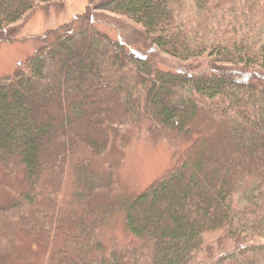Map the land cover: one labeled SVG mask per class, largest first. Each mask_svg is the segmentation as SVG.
<instances>
[{
    "label": "trees",
    "instance_id": "trees-1",
    "mask_svg": "<svg viewBox=\"0 0 264 264\" xmlns=\"http://www.w3.org/2000/svg\"><path fill=\"white\" fill-rule=\"evenodd\" d=\"M50 1L0 0V43ZM92 2L130 19L150 48L126 51L87 9L0 79V170L21 174L0 204V262L24 238L38 264H264V0ZM155 49L183 63L159 69ZM112 126L146 127L173 164L124 203L123 241L103 243L93 160Z\"/></svg>",
    "mask_w": 264,
    "mask_h": 264
},
{
    "label": "rangeland",
    "instance_id": "rangeland-1",
    "mask_svg": "<svg viewBox=\"0 0 264 264\" xmlns=\"http://www.w3.org/2000/svg\"><path fill=\"white\" fill-rule=\"evenodd\" d=\"M92 4V0H52L28 11L13 24L15 30L12 40L0 43V79L11 76L18 70L21 62L42 45L40 38L47 30L72 21L75 15H80L87 9L94 30L120 43L130 53L149 50L150 45L140 36L138 28L130 19L108 10H95ZM152 58L155 65L163 70L175 69L183 63L158 49L153 51ZM104 96L103 93L100 94L101 98ZM172 151L165 139L149 141L144 126L141 130L130 126L110 128V142L106 150L93 160V168L103 182L101 190L91 199V203L99 207L104 215L97 240L105 243L110 237H116L123 241L126 236L124 203L170 168L173 164ZM77 154L89 155L84 148H80ZM76 157L74 155L62 163L63 185L57 195L60 203L67 202L69 198L70 165ZM20 175V172L12 176L0 170V204L14 199L20 188ZM250 231L251 228L247 230L248 233ZM18 242L15 254L0 264H24L26 260L38 264L44 260L34 253V245L27 243L24 238H20ZM23 258L26 260L23 261Z\"/></svg>",
    "mask_w": 264,
    "mask_h": 264
}]
</instances>
